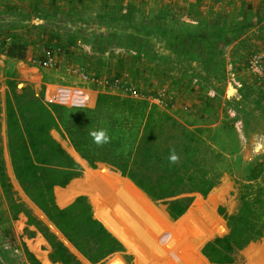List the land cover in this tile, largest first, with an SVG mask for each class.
<instances>
[{
    "label": "trees",
    "instance_id": "trees-1",
    "mask_svg": "<svg viewBox=\"0 0 264 264\" xmlns=\"http://www.w3.org/2000/svg\"><path fill=\"white\" fill-rule=\"evenodd\" d=\"M18 84L9 79L6 103L14 173L27 195L92 263H102L114 254L108 264H128L116 253L124 250L134 254L136 264L144 263L149 255L96 197L113 176L127 177L145 199L151 200L154 212L169 221L187 211L196 193L195 200L206 197L222 181L218 161L225 155L217 152L205 135L213 129H188L176 116L157 105L150 106L143 98L86 93L82 105L67 106L48 103L45 88L38 93L33 86L19 89ZM75 94L72 101L77 102L79 94ZM53 130L68 137L73 156ZM173 154L175 162L170 159ZM84 174L91 183L80 192L73 188V182ZM0 181L14 213L25 211L33 222L30 213L12 199L1 151ZM78 194L87 196L68 202ZM217 209L227 220L229 233L208 241L202 253L212 264H237V254L264 235V201L243 191L238 212L230 214L222 205ZM37 224L52 247L54 262L81 264L54 234ZM260 244L264 245V237ZM26 254L30 264H41L30 251Z\"/></svg>",
    "mask_w": 264,
    "mask_h": 264
},
{
    "label": "rangeland",
    "instance_id": "rangeland-1",
    "mask_svg": "<svg viewBox=\"0 0 264 264\" xmlns=\"http://www.w3.org/2000/svg\"><path fill=\"white\" fill-rule=\"evenodd\" d=\"M108 26L106 31L98 28L86 30L93 44L90 53H94L92 64L100 62L106 68V75H123L148 94L157 95L158 92L167 90L169 108L157 106L176 116L188 129L196 127L213 129V132L205 135L214 142V149L225 155V158L218 161L219 169L223 172L222 181L214 187L222 189L217 196L221 199L212 197L210 191L206 197L200 196L195 200L199 194L196 193L191 207L197 200L204 199L217 212V206L222 205L228 213L233 214L239 210L243 191H248L255 198L260 196L264 201V82L248 69L247 59L251 52L242 47L243 52L240 55L231 57L227 54V45L232 40L230 37L233 36V31L230 34L224 28H218L213 30L212 34L210 31L206 33L197 31L198 34L195 35L194 31L191 35H182V22L177 21L153 28L142 22L132 25L123 19ZM102 32L107 33L105 37L100 35ZM27 49L24 44L14 43L9 46L8 58L5 60L7 70L4 72L3 84L0 83V105L4 103L5 107L4 115L2 105L0 106L2 156L4 149L10 154L6 115L9 79H16L19 89L33 86L35 90L37 89L36 92L40 93L45 88L40 82L43 79L41 74L43 68L36 67L29 59L27 60ZM106 51L108 54H105ZM185 56L186 59H183ZM36 83L40 88L35 87ZM70 86L82 88L89 94L106 92L101 86L93 83L91 89L87 83L79 81ZM51 91H54V87H51ZM106 93L119 95L113 92ZM149 105L153 103L149 102ZM53 135L73 156L68 137L57 130H53ZM182 139L185 138L182 136ZM10 161V170L4 167L9 178L12 199L26 209L34 221H30L25 211L14 213L0 181V264H30L26 251L33 253L41 264H61L51 259V245L39 230L37 223L42 224L57 238H60L61 231L27 195L14 173L11 156ZM79 163L86 170L85 165ZM118 178L125 180L129 189L120 193L116 201L109 197L98 198L97 193L104 185L96 193V197L107 205L128 232L134 235L136 242L146 250L140 240H137L145 227L143 217L128 204H133L134 197L138 195L149 203L152 210L153 203L145 199L127 177ZM90 183L91 180L84 174L73 182V188L83 192ZM80 195L87 196L78 194L68 202ZM218 214L224 220L222 227L216 231L221 234L228 225L225 217L219 212ZM228 233L229 227L223 236ZM140 236L141 234L138 239ZM211 237L201 244V253ZM263 237L264 235L261 240ZM70 251L81 264H108L109 258L114 255L111 254L102 263H92L81 252L80 254L75 249ZM146 252L149 254L147 250ZM120 253L128 264H136L134 254L126 250ZM259 253H264V245L260 242L252 243L237 254L236 263L245 264L244 257L249 255L247 258H252L254 264H264ZM204 257L208 259L205 255ZM148 260L146 264L153 260L150 254L145 262ZM208 262L212 264L209 259ZM178 263L182 264L179 260Z\"/></svg>",
    "mask_w": 264,
    "mask_h": 264
},
{
    "label": "crops",
    "instance_id": "crops-1",
    "mask_svg": "<svg viewBox=\"0 0 264 264\" xmlns=\"http://www.w3.org/2000/svg\"><path fill=\"white\" fill-rule=\"evenodd\" d=\"M123 19L132 25L142 22L153 28L165 26L170 21L182 22V35H191L194 31L195 35L197 31L212 34L215 29L224 28L230 34L233 31L232 42L227 45V54L231 57L240 55L243 48L251 52L250 55L256 51L264 52V0H0V83L3 84L5 79L8 48L14 43L28 47L27 60L32 55L42 56L45 47L66 46L58 54L59 65L41 72L43 79L40 82L45 85L46 93L51 87L55 90L77 81L84 83L76 75L66 72L68 65L81 63L91 76L99 78L120 76L106 75V68L100 62L92 64L94 53L90 54L91 36L86 30L98 28L106 31L108 25ZM106 34L102 32L100 35L105 37ZM92 83H87L90 89ZM38 86L36 83L35 87L40 88ZM70 93L73 95L74 91ZM72 95L69 103L75 98ZM1 105L4 112V103ZM2 158L4 166L10 170L7 149H4ZM57 239L69 251L77 250L63 233L60 232Z\"/></svg>",
    "mask_w": 264,
    "mask_h": 264
},
{
    "label": "bare ground",
    "instance_id": "bare-ground-1",
    "mask_svg": "<svg viewBox=\"0 0 264 264\" xmlns=\"http://www.w3.org/2000/svg\"><path fill=\"white\" fill-rule=\"evenodd\" d=\"M128 189L125 180L113 178L102 187L97 196L116 201L120 193ZM221 190L215 188L210 195L217 199ZM134 201L128 205L143 217L145 227L137 240L152 256L150 264H179L178 260L182 264H210L201 253L200 246L222 227L224 220L208 202L204 199L197 200L182 217L171 222L159 217L139 195L134 197ZM258 255L264 262V253ZM247 257H244L245 264H254L252 258Z\"/></svg>",
    "mask_w": 264,
    "mask_h": 264
},
{
    "label": "built area",
    "instance_id": "built-area-1",
    "mask_svg": "<svg viewBox=\"0 0 264 264\" xmlns=\"http://www.w3.org/2000/svg\"><path fill=\"white\" fill-rule=\"evenodd\" d=\"M1 47V45H0ZM62 51L61 48H49L45 47L42 56H30L29 61L36 67L43 69L56 68L59 65L58 54ZM248 69L256 77L260 78L264 82V52H253L248 59ZM66 72L69 75H76L82 82H93L95 85L101 86L106 92H113L124 96H129L136 99H147L150 103L159 105L164 108H169L167 104V90L158 92L157 95H151L137 87L132 81L121 76H107L104 78H98L91 76L88 69L84 65H68L65 67ZM69 91L78 92L77 102H68L69 97L72 95ZM76 91V92H75ZM73 97L76 94L72 95ZM86 92L82 88L67 86H59L54 91L47 92L45 94V100L48 103H56L67 106H80L84 103Z\"/></svg>",
    "mask_w": 264,
    "mask_h": 264
},
{
    "label": "water",
    "instance_id": "water-1",
    "mask_svg": "<svg viewBox=\"0 0 264 264\" xmlns=\"http://www.w3.org/2000/svg\"><path fill=\"white\" fill-rule=\"evenodd\" d=\"M192 204H193V202H192ZM192 204H191V205H192ZM191 205L189 206V208L191 207ZM189 208L187 209V211L189 210ZM187 211H186V212H187ZM186 212H185V213H186ZM185 213H184V214H185ZM184 214H183V215H184ZM183 215H182V216H183ZM182 216H180V217H182ZM180 217H179V218H180ZM97 218H98V217H97ZM179 218H178V219H179ZM178 219H177V220H178ZM100 220H101V219H100ZM221 236H223V235H221L219 232H216L215 235H213V236L211 237V239H209L208 241H210V240H212V239H215V238H217V237H221ZM261 238H262V237H261ZM261 238H260L259 240H261ZM259 240L252 241V242H250L247 246H249V245L252 244V243H259V242H261V241H259ZM208 241H207V242H208ZM207 242H206V243H207ZM124 251H125V250H124ZM126 251H127V250H126ZM120 252H121V251L116 252V253L121 254ZM121 255H122V254H121Z\"/></svg>",
    "mask_w": 264,
    "mask_h": 264
},
{
    "label": "clouds",
    "instance_id": "clouds-1",
    "mask_svg": "<svg viewBox=\"0 0 264 264\" xmlns=\"http://www.w3.org/2000/svg\"><path fill=\"white\" fill-rule=\"evenodd\" d=\"M97 140H99V137L96 138ZM171 161L172 162H175L176 159H177V156L175 154H173L171 157H170Z\"/></svg>",
    "mask_w": 264,
    "mask_h": 264
}]
</instances>
